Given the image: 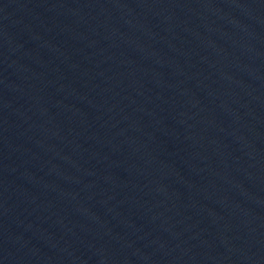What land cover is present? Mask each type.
<instances>
[{"label":"water","instance_id":"obj_1","mask_svg":"<svg viewBox=\"0 0 264 264\" xmlns=\"http://www.w3.org/2000/svg\"><path fill=\"white\" fill-rule=\"evenodd\" d=\"M0 264H264V0H0Z\"/></svg>","mask_w":264,"mask_h":264}]
</instances>
